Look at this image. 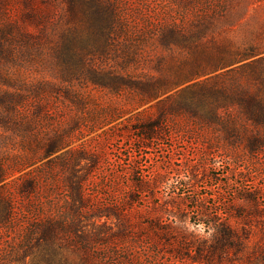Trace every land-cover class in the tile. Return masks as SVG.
Masks as SVG:
<instances>
[{
  "label": "rangeland",
  "instance_id": "1",
  "mask_svg": "<svg viewBox=\"0 0 264 264\" xmlns=\"http://www.w3.org/2000/svg\"><path fill=\"white\" fill-rule=\"evenodd\" d=\"M73 2L87 4L90 27L82 15L71 20ZM10 25L19 37L5 35ZM75 25L91 37L82 52L89 66L60 82L50 70L52 50ZM0 32V73L15 70L14 77L57 86L36 98L40 113L31 105L20 127L0 128L8 173L1 191L14 206L0 226V264H217L187 259L180 242L190 234L209 238L207 227L221 219L249 222L252 242H262L264 217L244 221L236 210L249 209L243 196H264V149L253 153L236 135L238 120L227 114L225 133L169 113L161 136L150 139L139 137V127L158 119L177 90L211 75L167 87L193 61L189 48H264V0H0ZM161 75L167 89L150 99L121 84ZM101 80L120 85L110 89ZM56 142L62 145L48 152ZM76 181L82 197L73 202ZM40 223L56 226L40 239L31 233Z\"/></svg>",
  "mask_w": 264,
  "mask_h": 264
},
{
  "label": "trees",
  "instance_id": "2",
  "mask_svg": "<svg viewBox=\"0 0 264 264\" xmlns=\"http://www.w3.org/2000/svg\"><path fill=\"white\" fill-rule=\"evenodd\" d=\"M67 11L73 21H80L82 15L90 27L91 12L90 9L87 10V4L73 2L69 4ZM77 27L75 25L65 32L59 44L52 50L54 62L50 66V70L52 75L60 76V82H71L73 78L79 77L81 69H86L85 67L89 66V63L84 62L85 57L83 56L85 55L82 56V52H89L91 37L88 33L80 32ZM8 29L5 30V35L13 36V38L20 36L19 31L16 32L12 25L8 26ZM3 34L4 32H0V38H3ZM22 38L28 42L35 39L29 32H23ZM3 47L4 45L0 41V54L5 53ZM263 51L264 48L250 45L242 49L223 47L214 51L201 50L197 53L191 47L187 51L189 54L187 57L190 58L193 55L194 59L193 61L189 59L185 63V70L182 72L184 74H180L183 75L181 80L173 81L167 86L168 80L164 79V75H161L160 80L155 82L152 80L121 82V84L133 85L138 90L147 93L148 96L142 98L150 99L155 97L157 91L167 89L166 86L168 88L175 87L182 82L191 80L194 76L211 74L203 80L193 81L179 91L177 90V93L172 96V103L159 111L158 119L139 127V137L142 139L159 138L164 123L163 117L169 113H184L194 118L196 122L220 125L225 133H230L229 128L225 125L229 119V117L225 118L228 114L234 120H238V127L235 128L238 131L236 135L239 134L242 137L253 153L264 149V54H261ZM217 70L220 71L216 72ZM17 72L6 69L3 71L2 69L0 73V128L11 131L23 124L20 114H24L27 107L32 105L37 113H40V100L36 98L42 95L40 92L46 90L44 88L57 87L49 81L31 83L23 78L14 77ZM119 83L116 80L100 81L101 86L110 89L118 88ZM159 104V108L164 107ZM228 135L235 137L232 134ZM60 145H62L61 142L49 143L46 150L53 151ZM7 176L8 173L0 163V226L10 219V215L14 211L12 201L1 191ZM71 188L74 192L73 202L75 199L80 201L82 197L81 183L72 182ZM261 198L264 201V196ZM261 198L257 193L243 196L244 201L246 200L250 207L244 210L242 206H239L236 211L241 219L249 221L251 216H256L262 220L264 202L262 203ZM225 214L227 215V211ZM244 224L245 226L234 225L230 220L221 219L214 222L213 226L207 224L209 225L207 228L212 229L209 238L199 240L197 235L190 234L189 238L182 239L180 246L184 244L182 249H186L187 259L193 262H198L203 258L207 263L216 259L217 264H232V258L234 260L243 258V261L248 264H264V220L260 222L261 243L252 242V238H250L252 227L249 222H244ZM54 226H56L55 223H48L47 226L40 223L34 227L31 233L34 232V236L37 234L42 239L47 234V230L50 228L53 230ZM36 240L38 241L37 238ZM193 251L194 254L190 255L189 252ZM100 264L110 263L103 260Z\"/></svg>",
  "mask_w": 264,
  "mask_h": 264
}]
</instances>
